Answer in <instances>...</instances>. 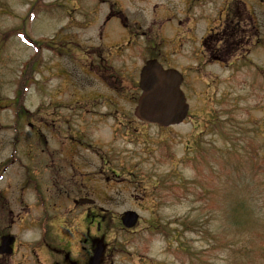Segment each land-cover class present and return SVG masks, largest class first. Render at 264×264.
Wrapping results in <instances>:
<instances>
[{
    "label": "rangeland",
    "instance_id": "obj_1",
    "mask_svg": "<svg viewBox=\"0 0 264 264\" xmlns=\"http://www.w3.org/2000/svg\"><path fill=\"white\" fill-rule=\"evenodd\" d=\"M112 3H124L145 28L162 25L160 33L173 42L163 45L164 66L189 60L193 45H182L179 33L185 0H0V149L12 148L6 143L15 130L30 133L26 123L36 127L27 120L26 128H13L8 99L27 84L24 105L35 112L29 117L57 121L62 133L64 121L75 136L82 130L77 149L91 154L90 182L82 187L108 216L112 264H264V52L254 51L248 68L228 84L227 72L211 68L218 75L216 95L190 98L189 117L180 125H138L132 115L137 75L130 66L140 70L141 58L126 62L128 73L115 77L119 91L107 90L86 70L103 73L100 62L88 65L85 58L100 53L96 33ZM206 5L203 14L210 10ZM93 6L97 17L89 11ZM252 6L256 22L264 24V0H252ZM89 16L91 23L98 20L92 26L85 23ZM192 26L189 21L185 27ZM203 27L198 19L197 35ZM108 29L116 34L114 23ZM108 45L105 54L114 53ZM196 84L200 95L204 88ZM220 95L225 99L217 100ZM112 163L120 166L119 177L107 171ZM126 210L139 214L128 232L118 221ZM36 236L33 230L19 238Z\"/></svg>",
    "mask_w": 264,
    "mask_h": 264
},
{
    "label": "flooded vegetation",
    "instance_id": "obj_2",
    "mask_svg": "<svg viewBox=\"0 0 264 264\" xmlns=\"http://www.w3.org/2000/svg\"><path fill=\"white\" fill-rule=\"evenodd\" d=\"M190 2L185 0L180 14L181 32L185 38L182 45L189 42L193 47L189 60L179 67L162 63L161 58L166 56L163 45L172 42L166 40V32L160 33L161 28L143 30L134 12L130 16L131 10L125 6L109 5L100 34L114 53L99 54L105 72L115 75L125 71L126 62L134 58H141V63L156 59L165 68L179 70L186 100L198 96L208 101L216 95L218 81L211 68L227 72L224 80L228 84L235 72L248 68L254 51L264 52V24L256 22L252 0H196L195 5H189ZM205 4L210 5V10L203 14ZM113 8H117L118 15L113 16ZM111 19L126 34L124 42L106 30ZM198 19L204 22L201 35L196 33ZM189 21L192 28L185 27ZM115 62L120 65H113ZM130 67L134 71L138 68ZM197 81L204 88L200 95ZM225 97L220 95L217 100ZM39 118L34 119L36 127L27 124L30 133L9 135L6 145L12 148L0 149V247L8 237H14L10 252L0 249V264H88L98 242L104 244L100 264H112L115 248L105 239L107 214L98 212L94 204H79L88 197L83 187L90 182L91 165V155L77 149L76 143H82L77 138L82 130L78 128L75 136V128L64 121L66 133H62L59 122ZM33 230L37 233L35 239L19 238L23 232Z\"/></svg>",
    "mask_w": 264,
    "mask_h": 264
},
{
    "label": "water",
    "instance_id": "obj_3",
    "mask_svg": "<svg viewBox=\"0 0 264 264\" xmlns=\"http://www.w3.org/2000/svg\"><path fill=\"white\" fill-rule=\"evenodd\" d=\"M181 75L173 69L164 70L155 61L149 60L140 70L139 88L141 93L137 99L133 115L147 124L168 127L180 124L186 117L188 106L180 90ZM138 215L134 211L123 212L120 220L125 228L135 226ZM12 237L4 240L1 248L10 252ZM103 244L98 242L93 250L89 264H100L103 254Z\"/></svg>",
    "mask_w": 264,
    "mask_h": 264
},
{
    "label": "trees",
    "instance_id": "obj_4",
    "mask_svg": "<svg viewBox=\"0 0 264 264\" xmlns=\"http://www.w3.org/2000/svg\"><path fill=\"white\" fill-rule=\"evenodd\" d=\"M26 112L25 111H23V109L21 108H17V114L18 115H22V114H25Z\"/></svg>",
    "mask_w": 264,
    "mask_h": 264
}]
</instances>
